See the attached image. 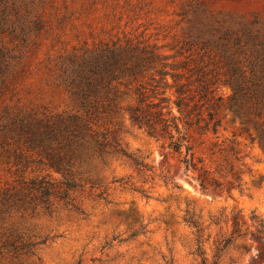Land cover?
Wrapping results in <instances>:
<instances>
[{
	"label": "rangeland",
	"instance_id": "374dc122",
	"mask_svg": "<svg viewBox=\"0 0 264 264\" xmlns=\"http://www.w3.org/2000/svg\"><path fill=\"white\" fill-rule=\"evenodd\" d=\"M8 1L20 39L0 36L17 72L0 97V125L7 115L71 110L65 78L102 47L206 53L221 70L264 51V0ZM218 95L226 101L231 90ZM217 118V133L184 131L178 154L122 112L114 130L133 159L111 154L85 166L95 186L74 192L76 209L13 213L5 226L32 253L0 264H264V149L240 136L224 107ZM9 167L0 151V178Z\"/></svg>",
	"mask_w": 264,
	"mask_h": 264
},
{
	"label": "trees",
	"instance_id": "16d2710c",
	"mask_svg": "<svg viewBox=\"0 0 264 264\" xmlns=\"http://www.w3.org/2000/svg\"><path fill=\"white\" fill-rule=\"evenodd\" d=\"M15 10L0 0L1 37L7 33L20 39L12 21ZM87 55L65 78L71 110L7 115L0 125V151L10 166V177L0 178V260L32 253L30 241L5 226L13 213H50L59 204L76 209L74 192L88 183L95 186L84 179L85 166L111 154L133 159L114 130L122 112L179 154L186 143L184 131L217 133L218 112L224 107L240 123V136L264 149V51L247 64L232 59L226 70L211 54L167 56L157 45L115 44ZM16 75L0 39V97L12 90ZM222 86L231 90L226 101L218 95ZM127 101L131 103L124 106ZM205 175L199 177L202 188Z\"/></svg>",
	"mask_w": 264,
	"mask_h": 264
}]
</instances>
